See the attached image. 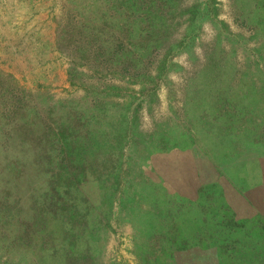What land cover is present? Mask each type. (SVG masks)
I'll return each mask as SVG.
<instances>
[{"label": "rangeland", "instance_id": "1", "mask_svg": "<svg viewBox=\"0 0 264 264\" xmlns=\"http://www.w3.org/2000/svg\"><path fill=\"white\" fill-rule=\"evenodd\" d=\"M250 146L264 0H0V264L185 260L190 167Z\"/></svg>", "mask_w": 264, "mask_h": 264}, {"label": "crops", "instance_id": "2", "mask_svg": "<svg viewBox=\"0 0 264 264\" xmlns=\"http://www.w3.org/2000/svg\"><path fill=\"white\" fill-rule=\"evenodd\" d=\"M200 153L201 164L190 170L194 175L205 170L212 179L204 187L209 198L189 200L195 211L188 220L191 237L200 242L189 248L185 260L168 264H264V150L233 147L223 162H216L210 152ZM199 203L201 213L196 211ZM228 239L233 242L222 241ZM243 239L249 248H241Z\"/></svg>", "mask_w": 264, "mask_h": 264}]
</instances>
